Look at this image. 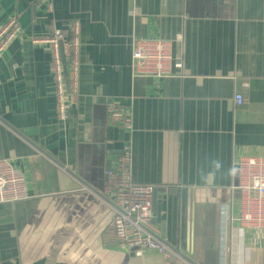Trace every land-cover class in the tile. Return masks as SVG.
Returning a JSON list of instances; mask_svg holds the SVG:
<instances>
[{"label":"crops","instance_id":"1","mask_svg":"<svg viewBox=\"0 0 264 264\" xmlns=\"http://www.w3.org/2000/svg\"><path fill=\"white\" fill-rule=\"evenodd\" d=\"M49 2L0 0V29L11 19L21 28L0 54V159L30 195L0 204V264H264V227L230 221L241 207L235 158L264 156V0ZM74 20L80 96L61 119L55 50L40 40L69 35ZM138 39L170 42L182 68L136 76ZM110 102L131 130L109 121ZM128 142L134 182L156 187L153 220L167 194L164 227L153 223L188 263L106 242L113 212L78 180L103 187L107 160ZM63 145L77 178L39 153Z\"/></svg>","mask_w":264,"mask_h":264},{"label":"built area","instance_id":"2","mask_svg":"<svg viewBox=\"0 0 264 264\" xmlns=\"http://www.w3.org/2000/svg\"><path fill=\"white\" fill-rule=\"evenodd\" d=\"M41 1L52 9L49 0ZM20 31L17 19H11L0 29V54ZM40 41L51 43L55 50L59 115L65 119L68 106L74 105L80 96V22H71L69 35L54 29L48 38ZM63 59L67 63L66 72L62 69ZM132 61L136 76L155 78L173 76V68L180 69L183 66L181 58L173 55L171 43L164 40H136ZM235 100L238 105H242L245 97L238 93ZM107 111L112 124L128 130L133 128L130 115L116 103L110 102ZM39 153L75 177L66 165L67 146L55 147L50 155ZM132 164V147L131 142H128L115 164L106 171L105 186L101 193H96V190L78 180L83 190L96 194L113 212L108 234H105L106 242L125 244L136 256L147 252L169 254L188 263L180 248L169 244L153 223V195L156 187L134 182ZM235 165L240 172L241 207L239 214L230 221L244 227H264V156L236 157ZM29 196L24 174L10 160L0 159V204L25 200Z\"/></svg>","mask_w":264,"mask_h":264},{"label":"water","instance_id":"3","mask_svg":"<svg viewBox=\"0 0 264 264\" xmlns=\"http://www.w3.org/2000/svg\"><path fill=\"white\" fill-rule=\"evenodd\" d=\"M109 149L111 148V146L108 147ZM112 167V160H107L106 162V166H105V171L110 170ZM75 177H77V175L74 173L73 174ZM105 181H106V174L104 175V180H103V187L102 186H96L93 184L94 188L96 189L97 192L101 193L104 190V186H105ZM161 203H158L157 205V213L155 216V219L153 220L155 223H159L163 226V222H162V208H163V203L167 200V194H163L161 197ZM164 227V226H163ZM162 235H164V233H161Z\"/></svg>","mask_w":264,"mask_h":264}]
</instances>
